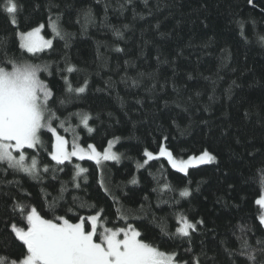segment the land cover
I'll return each instance as SVG.
<instances>
[{
	"label": "trees",
	"instance_id": "16d2710c",
	"mask_svg": "<svg viewBox=\"0 0 264 264\" xmlns=\"http://www.w3.org/2000/svg\"><path fill=\"white\" fill-rule=\"evenodd\" d=\"M19 3L22 8L15 26L0 12V59L6 53L49 63L53 75L42 73L41 78L49 83L57 101L65 95L57 68H63L66 60L76 65L81 71L70 79L79 86L87 77V91L60 109L62 119L77 111L89 113L93 131L76 118L58 131L69 141L76 136L82 146L92 144L99 151L117 141L114 151L121 159L100 166L88 159H72L58 166L63 171L55 173L57 179H52L51 172L44 174L43 184L23 174L3 176V180H20L23 189L0 183V254L13 239L4 227L13 198L29 202L51 218L46 204L57 195L62 182L65 200L59 202L56 214L78 222L79 217L103 209L107 226H122L125 222L117 217L122 204L125 211L140 217L128 222L141 231L143 239L165 251L175 248L185 258L192 255L184 252L187 242L162 237L158 224L163 219L174 232L181 214L192 222L203 221L191 242L202 264H231L224 249L238 247L240 225L252 228L248 237L253 247H257L256 240H264V225L258 218L262 210L255 203L264 195L259 181L264 169V43L259 39L264 36V0ZM86 11L91 12L93 22L85 31L77 21H83ZM57 15L63 30L72 34L68 47L49 28V17ZM40 25L45 26L46 37L53 38V47L34 58L19 47L18 33ZM115 30L122 35L117 37ZM53 107L58 108V103ZM42 139L41 164L57 167L49 156L54 138L44 132ZM161 146L179 159L207 150L216 161L193 167L188 175L177 172L164 158L137 167L146 159L145 149L158 154ZM76 165L88 169L78 178L79 188L71 182ZM133 177L138 184L129 183ZM164 184L171 190L164 189ZM184 188L191 192L189 197H180ZM47 193L52 196L46 201ZM70 207L72 212L67 211ZM11 251H17L15 245ZM256 256L257 264H264V254L257 252ZM236 259L238 264H246L242 257Z\"/></svg>",
	"mask_w": 264,
	"mask_h": 264
},
{
	"label": "snow or ice",
	"instance_id": "6c2138e0",
	"mask_svg": "<svg viewBox=\"0 0 264 264\" xmlns=\"http://www.w3.org/2000/svg\"><path fill=\"white\" fill-rule=\"evenodd\" d=\"M251 2L252 0H249V3ZM21 8L19 0H0V12L8 15L10 23L14 26L17 25V16ZM77 22L81 23L82 30L86 31L88 25L93 22L91 12H84L83 21ZM49 25L54 37L65 40V47H68L72 34L63 30L60 16L57 15L55 19L50 16ZM43 28L44 25H40L31 31L18 33L19 47L34 58L37 54L53 47V41L41 35ZM115 34L117 37L122 35L119 30H115ZM259 39L264 43V36ZM115 50L123 51L120 48ZM57 71L64 82L65 93L58 101L54 99L55 93L49 83L41 78L42 73L47 76L53 75L49 63H35L22 57H8L6 53L3 59H0V183L23 189L18 179H2L9 172L14 177L23 174L40 184H43L44 174L51 172L52 179L55 180L57 179L55 173L63 171V168L58 166L71 161L72 157L94 160L97 166H100L102 161L118 162L121 159L119 154L111 151L112 142H109V146L103 152H99L94 145L89 144L84 148L74 139L69 150L68 141L58 134L57 126L64 127L72 118H76L84 128L92 132L93 129L89 126L92 117L89 113L77 111L69 113L62 119L63 113L60 109H66L73 97L85 94L89 80L86 77L83 85L74 86L70 77L81 70L69 60L65 61L63 68L58 67ZM132 83L135 86L137 81L133 80ZM57 103L59 107H53V104ZM54 123L57 126H54ZM44 132L51 133L54 138L49 156L57 167L50 168L49 165H42L40 162L38 153L45 147L42 139ZM27 149L34 151L29 154L26 152ZM143 155L147 159L143 164L138 163V168L147 165L150 160L164 157L173 169L184 175H188L189 168L216 161V156L207 150L187 160L177 159L163 146L160 147L158 155L147 149L144 150ZM87 171L88 169L76 165L75 173L71 177L74 187H80L78 178ZM259 181L264 186V169L260 170ZM129 183L136 185L139 181L133 177ZM101 186L105 187L103 182ZM163 188L171 190L168 184H164ZM41 191L43 193L46 190L42 188ZM65 191L66 186L62 182L57 195L47 202L46 206L52 212L51 218H46L29 202L13 198L10 206L11 216L4 221L7 234L13 239L11 244L4 245V253L0 254V264H202L200 256L193 253L191 242L193 233L197 231V225L202 224L203 221L192 222L181 214L178 219L179 226L174 232L168 228L163 219L158 224L162 237L187 242L188 246L184 252L192 255L185 258L175 248L165 251L159 244L143 239L141 231L128 222L129 219L140 217L133 214L132 210L125 211L122 204L117 208L118 219L125 222L122 226H107V220H102L103 209L88 217H79L78 222H71L66 215L56 214L59 202L65 200ZM105 191H108L106 187ZM179 195L186 198L191 192L188 188H184ZM49 196H52V193H47L46 201ZM76 199L73 197L74 202ZM113 199L119 204L115 197ZM255 203L262 210L258 218L260 224L264 225V195ZM79 206L83 207V202ZM143 210L144 207L141 205L139 211ZM67 211L72 212V208H68ZM238 231L240 233L236 235L238 247L224 249L231 264H238L237 257H242L246 264H257L256 253L264 254V240H256L257 247H253L248 237L252 228L240 225ZM12 245H15L17 251H11Z\"/></svg>",
	"mask_w": 264,
	"mask_h": 264
},
{
	"label": "rangeland",
	"instance_id": "374dc122",
	"mask_svg": "<svg viewBox=\"0 0 264 264\" xmlns=\"http://www.w3.org/2000/svg\"><path fill=\"white\" fill-rule=\"evenodd\" d=\"M49 28H50V30H51V27H50V26H49ZM44 29H45V26H44V28L41 30V35L44 36L45 39H51V40L53 41V38H48V37H46V35H45V33H44ZM51 31H52V30H51ZM46 50H48V49H46ZM54 126H55V124H54ZM58 129H59V128H58V126H57V132H58V134L61 135V136H63V137L68 141L69 150H71L72 142H73V140H74L75 138H77V137L74 136V137L72 138V140L69 141V139H68L66 136L62 135L61 132L58 131ZM70 133L73 134L74 131L70 130ZM75 140H76V142H77L81 147H84V146H82V145L80 144V142H78L77 139H75ZM116 143H117V141L112 142V148H111V151H113V152H115V153L118 154L117 151H114V147H115ZM84 148H87V147H84ZM97 151H99V150H97ZM99 152H103V151H99ZM153 154H154V153H153ZM154 155H158V154H154ZM174 157H175V156H174ZM160 158H164V157H160ZM175 158H176V157H175ZM72 159L80 160V159H78V158H76V157H72ZM72 159H71V160H72ZM85 159H87V158H85ZM146 159H147V157H146ZM146 159H145V160H146ZM164 159H166V158H164ZM177 159H179V158H177ZM166 160H167V159H166ZM184 160H187V159H184ZM91 161L93 162L94 160H91ZM150 161H151V160H150ZM66 162H70V161H66ZM94 162H95V161H94ZM106 162H113V161H112V160H109V161H102V162H101V165H103V164L106 163ZM190 169H191V168L188 169V172H189Z\"/></svg>",
	"mask_w": 264,
	"mask_h": 264
}]
</instances>
